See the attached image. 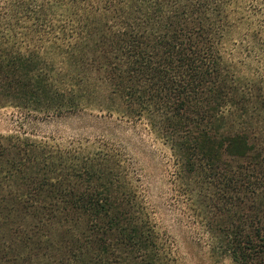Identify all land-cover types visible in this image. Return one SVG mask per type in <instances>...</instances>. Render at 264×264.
Here are the masks:
<instances>
[{"label":"trees","instance_id":"obj_1","mask_svg":"<svg viewBox=\"0 0 264 264\" xmlns=\"http://www.w3.org/2000/svg\"><path fill=\"white\" fill-rule=\"evenodd\" d=\"M262 53L264 0H0V264H264ZM84 112L167 146L192 257L113 140L32 126Z\"/></svg>","mask_w":264,"mask_h":264},{"label":"rangeland","instance_id":"obj_2","mask_svg":"<svg viewBox=\"0 0 264 264\" xmlns=\"http://www.w3.org/2000/svg\"><path fill=\"white\" fill-rule=\"evenodd\" d=\"M236 72L241 78L253 75L264 81V53L254 59L250 57L238 59ZM17 116L12 108H0L1 135L15 129L26 128L25 123L18 120ZM32 126L39 135H52L60 139L103 137L113 140L140 168L149 200L157 209L162 226L175 237L179 251L188 258L195 254L188 240L184 241L193 236L190 235L192 231L190 212L173 180L174 166L170 151L152 132L145 120L121 121L84 112L39 119Z\"/></svg>","mask_w":264,"mask_h":264}]
</instances>
